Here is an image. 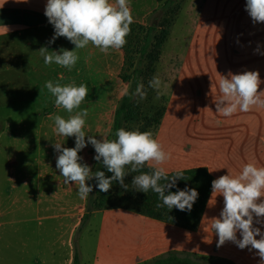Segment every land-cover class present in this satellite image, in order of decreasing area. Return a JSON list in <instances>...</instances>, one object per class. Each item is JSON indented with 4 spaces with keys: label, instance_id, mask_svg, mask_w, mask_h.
Instances as JSON below:
<instances>
[{
    "label": "crops",
    "instance_id": "1",
    "mask_svg": "<svg viewBox=\"0 0 264 264\" xmlns=\"http://www.w3.org/2000/svg\"><path fill=\"white\" fill-rule=\"evenodd\" d=\"M196 2V19L186 29L181 67L154 137L171 158L160 166L147 165L163 167L166 174L204 168L215 180L238 175L249 162L264 166V107L227 117L217 111L219 75L257 71L264 81V23L252 21L246 0ZM46 3L0 0V264H74L78 237L77 264H143L172 252L264 264L251 246L240 249L230 241L217 246L211 225L224 201L212 189L195 231L123 208L94 211L80 229L86 199L77 194V183L64 182L54 149L55 144L73 148L75 137L55 131L53 117L69 114L55 105L44 84H86L88 96L75 111H89L83 129L87 135L108 139L126 87L120 78L124 55L119 49L101 52L89 43L77 50L79 59L71 70L46 65L41 47L75 48L64 37L48 44L54 28L44 15ZM130 7L132 24L142 25L159 4L130 0ZM95 155L91 144L78 153L92 170ZM253 227L264 234V217L254 215Z\"/></svg>",
    "mask_w": 264,
    "mask_h": 264
},
{
    "label": "clouds",
    "instance_id": "2",
    "mask_svg": "<svg viewBox=\"0 0 264 264\" xmlns=\"http://www.w3.org/2000/svg\"><path fill=\"white\" fill-rule=\"evenodd\" d=\"M245 11L253 22L264 23V0H246ZM44 15L54 28V35L48 44L64 37L75 48L71 51L64 48L50 51L48 47H41L38 52L46 65L54 63L69 70L79 59L77 50L84 49L89 43L104 53H108L109 49L123 48L133 23L130 0H114V3L110 0H47ZM3 28L8 31L6 27ZM219 76L222 99L217 104V111L224 116H231L237 110L247 112L253 106L264 107V99H261L264 91L258 92L260 85L264 83L259 72H229L227 76ZM160 86L161 81L157 77L148 82L150 88L158 89ZM44 87L55 98V105L69 114L67 118L61 115L53 117L58 135L75 137L73 148H65L62 144L54 145L55 151L59 153L56 169L66 184L79 185L77 194L81 199H87L93 191V186L86 184V181L95 179V187L103 193L110 190L113 182H119L127 190L128 185L124 183V178L129 174L126 166L131 165V171L135 172L148 162L160 166L171 158L170 153L163 149L150 131L120 128L116 131L114 140H97L94 136L87 135L83 129L89 111H75L80 109L88 96L89 88L86 84L76 86L75 83H68L62 86L59 82L48 80ZM130 89L131 85L126 86L124 94L141 100L147 97L143 82H137L135 89ZM87 144H91L95 150L93 159L102 162L107 172L113 175L106 177L104 171L93 172L87 164L81 162L83 158L78 153ZM178 179H184L183 175L177 174L169 178L163 167H156L152 173L141 172L134 176L132 184L140 192L146 193L151 189L158 194L162 201V204H157L158 208L167 206L170 210L176 208L190 211L198 198V192L194 188L177 189L174 193L168 191L175 187ZM162 180L165 182L161 183ZM211 184L212 191L219 193L224 201L219 218H213L211 225L218 236L217 246L226 241L235 243L240 249L251 246V249L257 251L261 261H264V234L259 228L253 227L254 215L256 218L264 217V166L258 167L255 162H249L238 175L226 174L213 180ZM237 232L241 237L239 240ZM257 236L260 239H256Z\"/></svg>",
    "mask_w": 264,
    "mask_h": 264
},
{
    "label": "trees",
    "instance_id": "3",
    "mask_svg": "<svg viewBox=\"0 0 264 264\" xmlns=\"http://www.w3.org/2000/svg\"><path fill=\"white\" fill-rule=\"evenodd\" d=\"M159 8L148 19L152 20V24L146 26V22L142 25L131 24V29H137L139 32H144L145 35L142 39L140 47V58H154L156 52H158L162 45L165 43L169 33L166 28H169L173 15L179 11V3L176 0H157ZM161 30L156 34L157 28ZM124 55V65L120 74L122 82L128 86L131 85L130 90H134L137 82H143L144 86L146 81L142 78V70L134 69V71L127 73L126 69H130L132 64L130 58L126 55L124 50L119 49ZM138 97H131L129 95H123L120 99L117 108L114 113V120L111 132L108 136V140L116 139L115 133L118 129L124 128L125 130H139L141 132L150 131L155 137L163 116L165 114L166 106L163 109L156 111H150L152 115L143 114L141 110V104ZM100 170L104 171L106 177L113 175L107 172L103 167L102 162H97L93 168V172ZM155 169L150 166L143 165L138 171H131V165L126 166V171L129 173L124 178V183L128 185L127 190L122 188L119 182H113L110 190L107 193L100 192L95 187L96 180L87 181V184L93 186V191L89 193V197L86 199V213L82 219L81 227L84 226L89 216L94 211H102L114 208H123L134 211L142 216L160 221L163 223L172 224L186 230L195 231L202 218L206 204L208 202L210 192L212 189L211 182L213 181L211 175L204 168L187 170L172 174H166L169 178L182 174L184 179H178L175 182V187L168 191L176 192L177 189L184 190L185 188L196 189L198 192V198L193 204L190 211H180L176 208L171 210L167 206L157 207V204H162L158 194L149 189L148 192L143 193L138 191L135 185L132 184L133 177L141 174V172L152 173ZM165 181H161L164 183ZM167 195V192L165 193ZM78 255L76 249L74 250V264H77ZM143 264H232L229 261L215 258H204L191 254L183 253H168L160 257L154 258L149 262Z\"/></svg>",
    "mask_w": 264,
    "mask_h": 264
},
{
    "label": "rangeland",
    "instance_id": "4",
    "mask_svg": "<svg viewBox=\"0 0 264 264\" xmlns=\"http://www.w3.org/2000/svg\"><path fill=\"white\" fill-rule=\"evenodd\" d=\"M176 1L179 3L180 9L176 15H173L169 28L165 27L169 35L161 49L154 55V58H144V60L140 58V47L145 33L139 32L137 29L130 28L131 31L126 37L127 42L122 48L130 58V63L132 64L130 69H126V72L130 73L136 68L141 69L142 78L146 81L145 88L147 89V97L140 100L143 114L152 115L150 111L163 109L166 106L172 92L175 76L181 67L180 65L185 47L184 41L187 38L186 34H188L186 29H190L196 19V0ZM152 22V20H148L145 25L149 26ZM160 30L161 28L158 27L156 34H158ZM153 77H157L161 81V86L158 89L148 87V82ZM133 129L136 130V128ZM86 224L87 222L81 230L85 228ZM75 249L77 255H80L81 247L79 245V237L77 238Z\"/></svg>",
    "mask_w": 264,
    "mask_h": 264
}]
</instances>
